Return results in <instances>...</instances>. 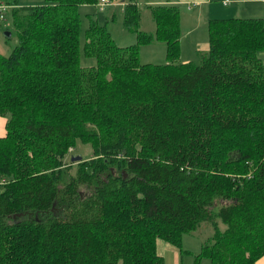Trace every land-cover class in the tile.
<instances>
[{
    "label": "trees",
    "instance_id": "trees-1",
    "mask_svg": "<svg viewBox=\"0 0 264 264\" xmlns=\"http://www.w3.org/2000/svg\"><path fill=\"white\" fill-rule=\"evenodd\" d=\"M43 1L0 0L17 38L0 54V264H163L155 241L179 247L201 222L212 234L197 258L254 264L264 255V15L208 19L207 50L181 63L177 7L145 0L147 33L138 0H121L135 43L118 46L89 20L85 69L77 7L104 6ZM152 40L166 62L139 64ZM76 142L92 157L65 162Z\"/></svg>",
    "mask_w": 264,
    "mask_h": 264
},
{
    "label": "rangeland",
    "instance_id": "rangeland-1",
    "mask_svg": "<svg viewBox=\"0 0 264 264\" xmlns=\"http://www.w3.org/2000/svg\"><path fill=\"white\" fill-rule=\"evenodd\" d=\"M145 0H138L139 2V21H138V29L145 32H152L153 30V21L150 17L148 9H146ZM148 4L155 5L159 4L157 0H149ZM44 1L43 0H17L18 6H29V5H40ZM212 9H210V13L206 14L208 18H223V17H243L240 10H243L244 4L241 1L238 2H228L226 5L222 6L219 3V0H211ZM122 8L123 3L121 0H109V4L104 6L103 8L97 7L96 5H79L77 7L78 16L80 19V26L78 32V43H79V65L85 69L94 65V59L91 57H85L81 52V45L83 43V33L86 29L89 20L95 21L98 25L105 26L109 35L112 37L113 41L118 46H126L135 43V34L126 29L122 24ZM192 9V7H191ZM190 9V10H191ZM229 9V13L226 14V10ZM201 12H204V9H198ZM233 10H235L232 15ZM239 11V12H238ZM190 12V11H189ZM263 12H259L255 16H262ZM187 13L185 11L181 12L182 20L180 22V31L179 38L180 40H184V38H188L190 33H186V37L184 36V32L190 27V19L184 15ZM203 18L200 19V15L198 19H200V23L198 26H192L194 29L193 35L197 42L207 43V32H206V20ZM227 15V16H226ZM232 15V16H231ZM257 17V18H260ZM263 17V16H262ZM192 34V33H191ZM17 44V38L15 32L13 30L10 17L8 13L0 19V54L6 56L8 55L13 47ZM258 59L261 64L264 66V51H258L256 53ZM186 60V61H183ZM200 55H196L195 51L191 48H184L181 52L180 56L178 55V62H194L199 63ZM138 62L139 64H162L166 62L165 59V47L164 44L160 41L152 40L149 43H144L138 46ZM6 115H0V135H4V122L6 121ZM106 122L103 120L102 124ZM77 156L79 159H87L92 157V148L89 144L76 142V146L74 150L70 151L65 156V162H69L75 164L76 160L70 161L69 158ZM220 228L223 227L222 224L218 225ZM212 234L211 227L206 222H201L200 225L189 233L181 234L179 240V247H175L167 242L162 240L158 241L156 246V251L162 255L163 264H210L209 260L206 257H198L197 254L200 251L201 244L206 241V239ZM164 243H167L168 246H165ZM163 244V246L161 245ZM169 254L175 255V258L171 259ZM172 255V256H173ZM264 258V257H263ZM256 264V262H254Z\"/></svg>",
    "mask_w": 264,
    "mask_h": 264
},
{
    "label": "crops",
    "instance_id": "crops-1",
    "mask_svg": "<svg viewBox=\"0 0 264 264\" xmlns=\"http://www.w3.org/2000/svg\"><path fill=\"white\" fill-rule=\"evenodd\" d=\"M222 0H219V3L224 6L221 3ZM238 2L241 1L244 4V8L243 10H240L241 14H243L242 18H257L260 16H255L256 14H259V12H263L262 16L264 15V4H263V0H229V2ZM159 4H167V5H175L177 7V10L179 12V25L180 22L182 20L181 17V12L185 11L187 14L184 15L186 17H188L190 19V27L183 33L184 36L186 37V33H190V35L188 36V38H184V40H180V38L178 39L179 42V56L181 54V52L183 51V49L186 48H191L193 51H195L196 55H201L202 53H204L207 50V43H205V41L203 43H199L196 41V39L194 38L195 35H193L194 29H193V25L194 26H198L200 23V19L203 18V14L204 15V19L207 20L208 19H212L208 18L206 16V14H209L211 11L210 9H212L211 5V0H157L156 1ZM192 7V9H191ZM204 9V12L202 13L201 10L199 11L198 9ZM191 9V10H190ZM190 11V12H189ZM235 10H233L232 15L234 14ZM239 12V11H238ZM229 13V9L226 10V14ZM200 15V19H198ZM231 15V16H232ZM227 16V15H226ZM261 16V17H262ZM232 17H236V16H232ZM223 18H228L227 17H223ZM179 31H180V26H179ZM192 33V34H191ZM186 61V60H183ZM5 123V122H4ZM0 132H2V129H0ZM2 136V135H0ZM158 241H160V239H157L155 241V249L156 246L160 243H158ZM165 246H168L167 243H164ZM163 246V244H161ZM157 252V251H156ZM158 253V252H157ZM159 254V253H158ZM161 257L162 255L165 256V254H159ZM173 254H169L170 258L173 259L175 258V255ZM264 255H262L261 257H259L255 262L256 264H264Z\"/></svg>",
    "mask_w": 264,
    "mask_h": 264
},
{
    "label": "built area",
    "instance_id": "built-area-1",
    "mask_svg": "<svg viewBox=\"0 0 264 264\" xmlns=\"http://www.w3.org/2000/svg\"><path fill=\"white\" fill-rule=\"evenodd\" d=\"M108 0H99V6L103 7L107 4ZM229 2V0H222L221 3L223 5H226ZM4 8L3 4H0V11ZM0 19H2V15H0Z\"/></svg>",
    "mask_w": 264,
    "mask_h": 264
},
{
    "label": "water",
    "instance_id": "water-1",
    "mask_svg": "<svg viewBox=\"0 0 264 264\" xmlns=\"http://www.w3.org/2000/svg\"><path fill=\"white\" fill-rule=\"evenodd\" d=\"M78 159H79V158H78L77 156H76V157H75V156L70 157V161H72V160H76V161H78Z\"/></svg>",
    "mask_w": 264,
    "mask_h": 264
}]
</instances>
